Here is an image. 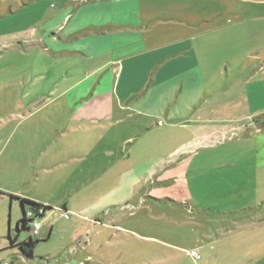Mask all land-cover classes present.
I'll use <instances>...</instances> for the list:
<instances>
[{
    "label": "crops",
    "instance_id": "1",
    "mask_svg": "<svg viewBox=\"0 0 264 264\" xmlns=\"http://www.w3.org/2000/svg\"><path fill=\"white\" fill-rule=\"evenodd\" d=\"M51 1L56 5L51 7ZM143 28L141 0H0V46L38 45L42 53L52 52L54 61L70 59L87 68L68 71L71 86L27 112V122L37 117V124L22 131L27 146L21 154L28 158L18 163V154L11 152L7 172L23 171L18 184L32 189H50L53 182L68 185L79 203L65 199L56 210L75 214L118 193L124 182L140 176L137 168L169 153L161 170L168 176L161 184L170 186L169 191L154 182L157 171L153 176L148 171L134 184L133 199L169 200L182 208L189 204L202 213L217 212L231 236L238 232L229 248L243 245L250 264H264V64L249 72L246 94L237 97L233 89L222 93L223 72L215 76L203 67L186 35L171 33L157 41ZM218 100L223 101L222 110L215 104ZM243 107L246 112L231 119ZM240 120L245 128L237 138L217 142ZM186 130L194 135L188 138ZM211 142L210 148H201ZM166 143L167 148L157 151ZM171 145L174 150L167 153ZM106 151L112 153L107 156ZM226 167L231 168L230 209L189 203L198 192L193 182L198 185L211 169ZM0 189L9 198L55 209L49 201L23 194L15 184ZM10 199L22 210L19 199ZM24 240L18 237L17 243ZM13 248L10 244L9 259L19 257L25 263L28 258L20 250L14 254ZM95 260L88 255L78 264Z\"/></svg>",
    "mask_w": 264,
    "mask_h": 264
},
{
    "label": "rangeland",
    "instance_id": "2",
    "mask_svg": "<svg viewBox=\"0 0 264 264\" xmlns=\"http://www.w3.org/2000/svg\"><path fill=\"white\" fill-rule=\"evenodd\" d=\"M50 4L51 7L56 5L53 1ZM141 7L143 31L157 36V41L171 33L186 35L188 46L197 53V61L215 76L223 72L219 80L222 93L233 89V94L238 97L248 92L245 85L248 74L264 64V0H141ZM165 39L168 41L169 37ZM52 56V52L42 53L38 45L0 46V151L3 150L0 187L15 184L23 194L36 195L55 208L40 219L43 230L40 236L33 237L40 243L34 250V258L26 259L22 264H78L88 255L99 261L91 264H250L252 260L241 250L243 245H238L237 249L229 248L230 239L238 236V232L231 236L229 226L220 221L217 212L202 213L189 208V204L182 208L180 203L169 200L144 203L133 199L134 184L143 180L148 171L152 176L157 171L154 182L169 191L170 186L162 185L168 176L163 177L161 170L165 160L169 161L168 152L174 150L172 145L162 159L137 168L140 176L124 182L118 193L75 214L62 208L56 210L65 199L71 204L79 203L80 197L69 192L68 185L53 182V188L39 190L18 184V175H23V171L7 172L8 156L11 152L18 154V163L21 158H28L21 154L27 146L22 131L28 124H37V117L27 122L24 116L35 110L40 100L52 98L71 86V76L66 75L68 71L75 67L74 70L82 73L83 67L86 68L70 59L54 61ZM246 69L250 70L243 72ZM215 104L221 105L222 110V100ZM245 112V107L236 109L231 119L241 117ZM234 121L231 125L237 123L235 128L222 134L217 142L235 139L244 130L241 120ZM191 135L194 133L188 132L187 137ZM207 145L201 148H210L214 142ZM163 146L158 145L157 151L167 148V143ZM104 153L109 156L112 151ZM212 167L210 164L209 168ZM230 169H211L209 177L199 180L198 185L193 182L192 189L198 192L192 194L194 200L189 203L214 207L216 211L230 209ZM175 173L180 174V171ZM220 174L223 175L219 177ZM190 177L192 179V174ZM2 191L5 192L0 189ZM22 218V210L9 196L0 194V264H21L17 260L19 257L9 259L8 248L11 244L9 234L12 238L18 234L17 223ZM50 231L48 239L42 238ZM19 233V239L31 237L26 230L21 229ZM12 252L18 254L19 249L13 248Z\"/></svg>",
    "mask_w": 264,
    "mask_h": 264
},
{
    "label": "trees",
    "instance_id": "3",
    "mask_svg": "<svg viewBox=\"0 0 264 264\" xmlns=\"http://www.w3.org/2000/svg\"><path fill=\"white\" fill-rule=\"evenodd\" d=\"M10 198L19 199L21 201V206L24 208L23 218L17 224L18 234H20L19 232L21 231V229L29 232L31 220L27 218L28 211L37 212L40 208H43L44 214L41 217H44L46 212H48L51 209L48 206H44V205L38 204L36 202L30 201L27 199L16 198L15 196H10ZM27 207L29 208L28 210H27ZM18 234L14 238H12L11 235H9L10 243L14 245L15 247H17L20 250V252L25 255L26 258L28 259L34 258V250L36 246L40 243V240H34L33 237L31 236L28 239L17 243V239L19 237Z\"/></svg>",
    "mask_w": 264,
    "mask_h": 264
},
{
    "label": "built area",
    "instance_id": "4",
    "mask_svg": "<svg viewBox=\"0 0 264 264\" xmlns=\"http://www.w3.org/2000/svg\"><path fill=\"white\" fill-rule=\"evenodd\" d=\"M44 214V209L40 208L37 212L35 211H28L27 212V218L31 220L30 222V229L29 234L32 237H38L41 234L42 230V223L40 219L41 216Z\"/></svg>",
    "mask_w": 264,
    "mask_h": 264
},
{
    "label": "water",
    "instance_id": "5",
    "mask_svg": "<svg viewBox=\"0 0 264 264\" xmlns=\"http://www.w3.org/2000/svg\"><path fill=\"white\" fill-rule=\"evenodd\" d=\"M22 212H23V214H24V208L22 207Z\"/></svg>",
    "mask_w": 264,
    "mask_h": 264
}]
</instances>
